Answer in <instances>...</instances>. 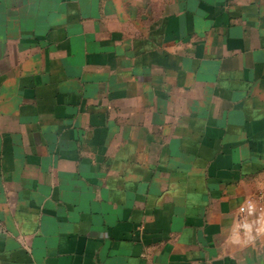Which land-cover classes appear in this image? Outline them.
Returning a JSON list of instances; mask_svg holds the SVG:
<instances>
[{
	"label": "crops",
	"instance_id": "obj_1",
	"mask_svg": "<svg viewBox=\"0 0 264 264\" xmlns=\"http://www.w3.org/2000/svg\"><path fill=\"white\" fill-rule=\"evenodd\" d=\"M260 197L264 0H0V264H264Z\"/></svg>",
	"mask_w": 264,
	"mask_h": 264
},
{
	"label": "clouds",
	"instance_id": "obj_2",
	"mask_svg": "<svg viewBox=\"0 0 264 264\" xmlns=\"http://www.w3.org/2000/svg\"><path fill=\"white\" fill-rule=\"evenodd\" d=\"M246 209L244 206L241 207L240 211L245 212L246 216L241 222L234 224L233 226V236L238 243H250L255 240L256 236L264 234V217L249 220V217H254L256 215V206L251 201H246ZM244 233V239L241 240L240 232ZM255 232V235H253Z\"/></svg>",
	"mask_w": 264,
	"mask_h": 264
},
{
	"label": "built area",
	"instance_id": "obj_3",
	"mask_svg": "<svg viewBox=\"0 0 264 264\" xmlns=\"http://www.w3.org/2000/svg\"><path fill=\"white\" fill-rule=\"evenodd\" d=\"M253 202V201H251ZM254 203V202H253ZM255 206H256V215L254 217H249L248 219L249 220H255V219H258V218H261V217H264V198L263 197H260L258 199V202L257 203H254ZM244 206L245 209H246V203L242 204L239 206L238 208V211H239V214L241 216V220L239 222H241L243 220V218L246 216V211L245 212H241L240 209L241 207ZM255 234V232H253V235Z\"/></svg>",
	"mask_w": 264,
	"mask_h": 264
}]
</instances>
